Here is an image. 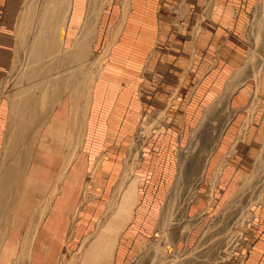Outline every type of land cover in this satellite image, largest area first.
<instances>
[{
  "label": "crops",
  "instance_id": "0c3cea01",
  "mask_svg": "<svg viewBox=\"0 0 264 264\" xmlns=\"http://www.w3.org/2000/svg\"><path fill=\"white\" fill-rule=\"evenodd\" d=\"M44 1L39 31L49 36L37 37V55L43 58L59 41L60 54L65 53L61 61H75L70 58L72 46L84 27L88 0ZM51 1L54 5L50 7ZM103 1L106 7L99 17L96 36L93 42L91 35L87 39L91 44L87 45L85 63L92 65L99 57L103 59L84 112L86 118L77 115L81 112L71 95L58 93L53 106L47 101V116L38 127L22 183L14 190L12 201H0V264H18L19 258L25 259L21 264H59L73 241L88 240L83 264L87 254L93 259L90 264H127L133 259L141 243L151 239L157 205L173 186L176 162L180 161L174 148L178 143L188 144L183 130L198 118L188 117L189 109L192 113L196 109L188 107L190 80L201 79L194 98L199 101L205 96L204 108L212 107L214 98L225 92L231 78L239 74L237 69L247 61L249 34L255 30L264 33V0H129L127 12V0ZM24 2L0 1V82L13 66L15 20ZM45 10L51 17L48 23H44ZM54 24H61L58 35ZM60 54L56 52L52 58ZM262 65L258 121L247 125V172L248 164L258 157L262 159L260 168L264 165V58ZM240 81L246 84L232 92L230 106L232 111L244 114L253 100L254 79L249 70L247 78ZM42 98L34 102L19 99L18 105L0 96L2 135L6 125L38 122L36 109L44 106ZM33 107L36 109H30ZM12 111L19 114V122L11 121ZM80 119L86 125L81 148L55 187L67 151L74 154L70 128ZM242 122L241 117L230 122L222 155L236 140ZM144 131L148 134L141 157L137 159L138 152L134 159L131 148L136 141L140 145ZM5 140L6 134L0 136V159ZM218 151L210 162L211 182L222 156ZM130 161H137L135 168L134 164L128 167ZM234 164L229 163L222 174L223 182L231 179ZM51 195L44 208V200ZM114 198L115 204L109 208ZM255 209L257 216L249 227L252 249L247 253L243 249L244 264H264V237L258 234L264 230V203ZM96 219L99 223L107 220L106 225L98 233L89 234ZM103 233L107 242L102 239ZM101 239L102 244L96 248L95 243Z\"/></svg>",
  "mask_w": 264,
  "mask_h": 264
},
{
  "label": "rangeland",
  "instance_id": "374dc122",
  "mask_svg": "<svg viewBox=\"0 0 264 264\" xmlns=\"http://www.w3.org/2000/svg\"><path fill=\"white\" fill-rule=\"evenodd\" d=\"M24 1L15 20L16 49L13 66L5 80L0 82V96L6 97L10 102L17 101V104L19 99L34 102L43 97L45 104L44 106H37V109L30 108L38 111V122L34 121L31 125V122L28 125H6V140L0 159V201L8 202L12 201L13 196H15L14 190L17 186L19 189L22 183L38 127L47 116V106L55 104L58 93L60 95L66 93L71 95L81 112L77 115H80L84 120L86 118L84 112H87L90 93L93 90L103 59V56L99 57L96 59L97 62L94 61L92 65L85 63L88 62L89 55L87 45L93 42L98 30L99 17L106 7L103 0H88L84 27L72 46L73 51L71 53L73 55L70 58H75V61H61V59H65V53L60 54L62 50L59 41L47 54H44L43 58L42 56L39 58L36 46L37 37L49 36L48 32L43 30L40 33L39 31L45 1ZM128 1L127 3L124 2L126 4L125 12L129 9L130 2ZM53 5L54 1H51L49 6ZM1 6L0 3V9L3 10ZM261 7L264 8V6ZM49 15L45 10L44 23L50 22L51 17ZM64 22L63 17L62 28ZM47 25L52 27L51 24ZM59 26L61 24H54L57 35L62 32ZM118 29L117 27V32ZM255 31L249 34L250 50L247 61L240 68L238 67L237 72L239 74L234 78L232 77L233 79L231 78L225 87V92L219 97H215L214 102L211 101V106L214 103L212 107L204 108L207 104L205 96L199 101L194 98L195 91L202 82L201 79L198 81L190 80L187 86L188 107L193 105L196 106V109L192 113L190 108L188 117L193 115L198 116V118L196 123L189 122L183 130L189 139L188 144L179 146L178 143L174 148V153L180 161L176 162L177 171L172 188L161 203L157 205L156 224L151 239L147 243H141L136 256L127 264H244L245 257H241L242 254H245L242 252L243 249L246 250V253L247 250L252 249V243L249 241V235L252 234L249 227L257 216L258 211L255 208L264 203V165L260 168L262 159L258 157L255 163L248 164L247 172V157L245 156L247 153V125L258 121L256 112L258 113L260 110V95L263 93L260 76L264 58V33ZM90 35L91 42L88 43L87 39ZM56 52H59L60 55L52 58ZM93 54L95 55V52ZM248 70L254 79L251 85L253 100L251 106L243 110L245 113L239 114L237 111H232L230 97L232 92L246 84L240 79L241 77L247 78ZM45 76L47 80L43 82L42 79ZM47 101L49 102L48 105L46 104ZM195 110H200V113L194 114ZM218 110L219 113L215 112ZM4 114L6 116V113ZM239 117L242 118L243 125L234 143L222 155L224 134L230 122ZM10 118L13 123L16 119L19 122V114L14 111H12ZM81 122L82 119L76 120V123L71 125L69 142L72 148L70 149L74 154L67 151L55 187L59 186L73 156L81 148V140L86 127ZM20 126H22V130ZM3 132V130L0 131V136L5 135H2ZM147 134V131L142 132L140 145L138 146L136 141V145L131 148L130 153L134 159L138 152L137 159L141 157L142 144L146 140ZM16 141H18L17 144ZM217 151L222 156L219 169L214 174V182H211L210 162L213 154ZM180 154H182V160L179 159ZM242 157L246 159L243 160ZM229 163L235 165V171L233 169V175L230 176L231 179L228 182H223L222 174L225 173ZM127 164L128 167L134 164L133 168H135L137 161L135 163L130 161ZM28 186L30 187L31 184L28 183ZM144 190L143 188L142 191ZM52 196L44 200V208L48 206ZM114 204L115 198L109 208H112ZM106 221L101 223H99V219L93 221L91 228L89 227V230H92L89 234L98 233L106 225ZM95 229L96 231H94ZM258 234L260 238H263L264 230ZM102 236V239L106 238L104 233ZM102 239L95 243L96 248L102 244ZM89 241L83 243L73 241L71 250L64 251L59 264H83ZM236 253L240 257L238 255L234 257ZM87 256L85 264H90L93 259L91 258V261L88 254ZM24 261L25 259L19 258L18 264Z\"/></svg>",
  "mask_w": 264,
  "mask_h": 264
},
{
  "label": "bare ground",
  "instance_id": "6f19581e",
  "mask_svg": "<svg viewBox=\"0 0 264 264\" xmlns=\"http://www.w3.org/2000/svg\"><path fill=\"white\" fill-rule=\"evenodd\" d=\"M97 2V1H96ZM96 5H97V3H96ZM96 7V6H95ZM50 8V7H49ZM94 11V10H93ZM94 13V12H93ZM90 19V18H89ZM25 132V131H24ZM3 238H1L0 239V247H2L1 245H2V242H3V240H2ZM11 244H12V242H11ZM2 258V257H1ZM2 263V262H1ZM4 263V262H3Z\"/></svg>",
  "mask_w": 264,
  "mask_h": 264
}]
</instances>
